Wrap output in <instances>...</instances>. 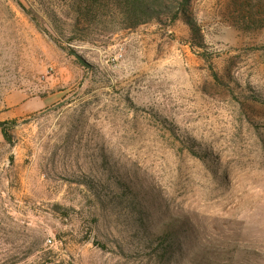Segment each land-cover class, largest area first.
I'll list each match as a JSON object with an SVG mask.
<instances>
[{
	"label": "rangeland",
	"instance_id": "obj_1",
	"mask_svg": "<svg viewBox=\"0 0 264 264\" xmlns=\"http://www.w3.org/2000/svg\"><path fill=\"white\" fill-rule=\"evenodd\" d=\"M71 3L0 0V264H264V0Z\"/></svg>",
	"mask_w": 264,
	"mask_h": 264
},
{
	"label": "trees",
	"instance_id": "obj_2",
	"mask_svg": "<svg viewBox=\"0 0 264 264\" xmlns=\"http://www.w3.org/2000/svg\"><path fill=\"white\" fill-rule=\"evenodd\" d=\"M75 14L99 28L110 25L121 30L137 29L150 23L184 21L194 36L200 35L197 18L192 10L193 0H71ZM27 13L32 16L31 11ZM5 126H0L5 131ZM164 244V243H162ZM167 252V249H166Z\"/></svg>",
	"mask_w": 264,
	"mask_h": 264
},
{
	"label": "water",
	"instance_id": "obj_3",
	"mask_svg": "<svg viewBox=\"0 0 264 264\" xmlns=\"http://www.w3.org/2000/svg\"><path fill=\"white\" fill-rule=\"evenodd\" d=\"M72 55H74L84 66L91 68L90 64L82 56L73 52Z\"/></svg>",
	"mask_w": 264,
	"mask_h": 264
}]
</instances>
